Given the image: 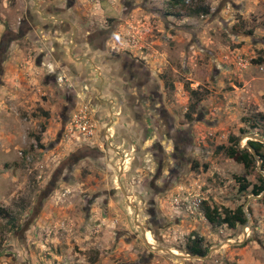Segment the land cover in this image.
I'll return each instance as SVG.
<instances>
[{
  "label": "rangeland",
  "instance_id": "1",
  "mask_svg": "<svg viewBox=\"0 0 264 264\" xmlns=\"http://www.w3.org/2000/svg\"><path fill=\"white\" fill-rule=\"evenodd\" d=\"M48 6L73 15L83 30L111 26V52L128 53L149 71L181 138L178 179L168 192L149 190L156 165L146 147L136 150L139 127L131 137L114 125L113 138H105L107 117L97 115L86 83L73 101L96 127L90 137L77 130L68 114L73 103L65 101L70 82L46 81L58 66L49 56L53 42L71 64L68 34L52 37L54 24L45 31L40 19L31 36L17 32L26 12L39 18ZM40 52L48 56L37 66ZM0 63V264H264V201L251 198V186L239 190L264 176L262 163L253 156L245 168L218 151L230 137L241 149L257 141L253 136L264 139V0H0ZM159 133L149 128L144 146L158 140L170 150L168 135L160 140ZM82 146L104 151V158L81 160L68 182L51 187L62 160ZM152 205L159 227L148 228ZM206 206H241L249 224L213 226ZM198 240L205 259L180 257Z\"/></svg>",
  "mask_w": 264,
  "mask_h": 264
},
{
  "label": "flooded vegetation",
  "instance_id": "2",
  "mask_svg": "<svg viewBox=\"0 0 264 264\" xmlns=\"http://www.w3.org/2000/svg\"><path fill=\"white\" fill-rule=\"evenodd\" d=\"M37 6L36 4L32 6L34 13L38 11ZM70 7L71 6H67L66 9ZM52 9L51 6L45 7L44 12L38 15L39 18L33 14H27L26 12L24 18L19 22L17 31L23 32L21 34L23 38L31 36L29 33L34 26H37L36 23H38L40 19L45 21L43 27L45 31H48L49 27L54 24V29L50 30L52 37L60 35V33L68 34V37H63L64 41L68 42V53L66 54L69 57H73V53L76 52V54H78L76 64L81 65V69L80 71H76L70 64L63 62L60 68L59 66L56 67V69L51 68L50 74L46 76L47 83L57 82L56 75L61 70L65 69L64 71L71 74L72 77L68 88L69 93L67 92L68 94H65V101H68L70 104L73 103V108L75 103L72 98L73 95L76 94L73 88L86 83L84 87L82 86L83 89L87 91L92 90L94 98L99 105V108L96 110L98 113L97 115L102 114V117H107V123L104 124L105 128L103 130V133L106 134L104 135L105 138H113L110 131L111 129L113 130L112 127L114 125L116 126L117 123L120 127L125 129L131 122L132 127H139L141 133L139 137L141 138L138 141L140 146L137 147L136 150L140 151V148L146 147L144 150L149 152L156 165L155 172L148 184L149 190L152 195L168 192L173 188V185L178 179L180 169L179 141H181V138L179 131L173 124V118L165 108L164 98L162 93L159 92L158 85H155L149 78V71L147 68L136 60H133L128 53L111 52L110 48H108V42L114 33V29H112L111 26H102V28L93 30H83L75 26L76 19L73 15L67 14L64 9ZM81 23L83 26L84 22ZM80 32H85V36H81ZM57 46L58 43L53 42L50 47L52 52L49 53V56L54 60L58 58L55 53V50L59 49ZM45 55L48 56V53L40 52L38 54L35 60L37 66L43 64L41 59L44 58ZM73 63L75 62L73 61ZM101 65L104 66L103 73ZM97 69H99V71L101 70V73L98 72ZM2 74V65L0 63V75ZM105 76H111L112 79ZM56 84L59 85L58 82ZM114 108H118V111H113ZM70 112L72 111L70 110ZM70 112L68 113L69 115L71 114ZM122 118H127L126 121L131 122H124ZM119 122H121V124ZM149 128L155 129L157 132L158 130L161 131V133H159L161 135H159L160 140H164L163 138H165V134H163L164 131L170 136V138L168 136L166 137V142L171 146L170 150L163 149L158 140L153 141L151 145L144 146ZM111 149L113 154L117 153V155L121 157L120 152L116 151V149ZM103 156L104 151L102 150L87 146L76 148L62 160L60 167L54 172L50 180V186L54 187V184L61 179L63 182H68L73 168L81 160L91 157L102 158ZM165 156L169 158L171 162L167 161V172L162 176ZM121 159L123 160V157H121ZM150 161L152 162L151 159ZM120 176L121 172L119 177L115 180L116 183H120ZM110 180H112V182L114 181L112 177ZM157 181L161 182L158 186L155 184ZM120 192H122L123 195L125 194L122 189H120ZM104 196L109 197V192L105 191ZM148 201L153 204L151 199ZM138 212L137 209L136 218L139 216ZM158 216L153 205L150 206L146 210L147 220H145V226L148 228L159 227Z\"/></svg>",
  "mask_w": 264,
  "mask_h": 264
},
{
  "label": "trees",
  "instance_id": "3",
  "mask_svg": "<svg viewBox=\"0 0 264 264\" xmlns=\"http://www.w3.org/2000/svg\"><path fill=\"white\" fill-rule=\"evenodd\" d=\"M202 2L204 0H197ZM200 12L206 13V10H201ZM239 139L234 140V137L229 138V146H219L218 151H225L226 155L229 158L236 160L239 163H242L245 168H248L249 165L253 162L254 157L249 152L248 149H241L238 145ZM253 150L256 152L259 160L262 163V172L264 173V155L261 154L260 150L263 147V144L259 141H247ZM244 181V180H242ZM251 186L249 192L250 195L258 196L264 192V176L258 175V183L250 184L248 182L240 183L239 190L240 192H246L247 189ZM262 201H264V195L262 196ZM204 218L213 226H226L229 229L236 228L237 225H243L246 223V216L241 206L237 207L235 210H230L228 208H222L219 210L217 207H204L203 208ZM200 240L198 242L194 241L191 245L186 247L187 253L195 256H205L207 250L202 249L200 245Z\"/></svg>",
  "mask_w": 264,
  "mask_h": 264
},
{
  "label": "crops",
  "instance_id": "4",
  "mask_svg": "<svg viewBox=\"0 0 264 264\" xmlns=\"http://www.w3.org/2000/svg\"><path fill=\"white\" fill-rule=\"evenodd\" d=\"M62 37V34H60V35H56V38H58V37ZM60 43H58V46L57 47H59V49H57V50H55V53L57 54V56H58V58H55V60H56V63L58 64V66H59V68H60V66L62 65V60L60 59V53H61V48L62 47H60ZM68 51V50H67ZM52 52V51H51ZM68 53V52H67ZM58 59V60H57ZM75 62V63H73V61ZM76 62H77V57H76V55L75 56H73V57H71V60H69V63H71L70 65L72 66V68L74 69V70H76V71H80V69H81V65H78V64H76ZM57 66V67H58ZM56 69V68H55ZM101 69H102V73H103V70H104V66H102L101 65ZM65 70V69H64ZM64 70H61V71H59L58 72V74L56 75L57 76V79L59 78V77H63L64 79H65V81L66 82H70V78L68 79L67 77H66V75L63 73L62 74V71H64ZM97 71L98 72H100L101 73V70L99 71V69H97ZM66 72V71H65ZM72 77V76H71ZM105 77H109V79H112V77L111 76H105ZM111 77V78H110ZM75 80H76V78H75ZM109 81V80H108ZM111 82V81H110ZM59 85L61 86V85H64V80L61 82V83H59ZM66 85V84H65ZM73 87V86H72ZM77 87H79V86H77ZM77 87H75V88H73L74 89V91H75V93H77ZM66 88V87H65ZM77 95V94H76ZM72 100H75L74 98H72ZM76 101H78V99L76 98ZM75 106H74V108H71V111L72 112H70L71 114L69 115L70 117L73 115V114H75V113H77L78 112V110H79V106H77V102H76V104H74ZM123 119V121L124 122H130V121H126L127 120V118H122ZM128 120H130V119H128ZM120 124H121V122H119ZM116 126H120L118 123H117V125ZM112 128H114V126L112 127ZM121 129H124L126 132L125 133H128L131 137H132V135H134L135 134V132H136V127H132V122L131 123H129V126L128 127H126V129L125 128H122L121 127ZM112 130V129H111ZM124 132V131H123ZM123 132H121V133H123Z\"/></svg>",
  "mask_w": 264,
  "mask_h": 264
},
{
  "label": "built area",
  "instance_id": "5",
  "mask_svg": "<svg viewBox=\"0 0 264 264\" xmlns=\"http://www.w3.org/2000/svg\"><path fill=\"white\" fill-rule=\"evenodd\" d=\"M63 79H64L63 77H59L57 79V82L61 83ZM85 112L86 110H84V108H81L78 110L77 113L73 114L71 117L74 118L73 122H75L76 128L80 132V134H82L85 137H90L93 135L96 126L94 122L89 121L86 118ZM192 203L197 206L199 204V200H194Z\"/></svg>",
  "mask_w": 264,
  "mask_h": 264
},
{
  "label": "water",
  "instance_id": "6",
  "mask_svg": "<svg viewBox=\"0 0 264 264\" xmlns=\"http://www.w3.org/2000/svg\"><path fill=\"white\" fill-rule=\"evenodd\" d=\"M253 139H255V140H257V141H260V142H264V139H262V138H260V137H258V136H253ZM242 147H247V148L250 150V152L253 154V156H254L255 158H258V157L256 156L255 152L253 151V149H252L251 147H249L248 145H244V146H242ZM263 195H264V192H263L261 195L253 196V197H251V198H252V199H255V200H258V199L262 198ZM247 204H248V202H246V203L244 204L243 209L247 206ZM133 208H134V207H133ZM134 210H135V214H134L133 217H134V221H135V219H136V217H137V208H134ZM248 216H249V215L247 214V218H248ZM248 224H249V219H248L247 223L244 225V228H245ZM145 241H146V238H145ZM146 243L149 244L147 241H146ZM236 244H240V242H237ZM151 249H153V247H151ZM159 250H161V251H163V252H167V253H169V254H171V255L174 254V253H173L171 250H169V249L159 248ZM210 253H211V251H209V253L207 254V256H209ZM180 257H185V258H187L188 260H190V259H200V260H203V259L206 258V257H200V256H195V255H190V254H186L185 256H180Z\"/></svg>",
  "mask_w": 264,
  "mask_h": 264
}]
</instances>
